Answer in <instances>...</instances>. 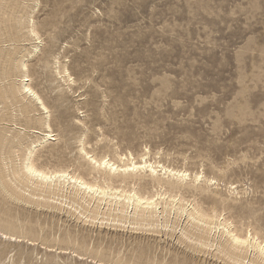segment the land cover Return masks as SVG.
<instances>
[{"label":"rangeland","instance_id":"374dc122","mask_svg":"<svg viewBox=\"0 0 264 264\" xmlns=\"http://www.w3.org/2000/svg\"><path fill=\"white\" fill-rule=\"evenodd\" d=\"M30 149L102 187L90 156L157 173L46 188ZM227 230L264 246V0H0V264H264Z\"/></svg>","mask_w":264,"mask_h":264},{"label":"bare ground","instance_id":"6f19581e","mask_svg":"<svg viewBox=\"0 0 264 264\" xmlns=\"http://www.w3.org/2000/svg\"><path fill=\"white\" fill-rule=\"evenodd\" d=\"M32 32V31H31ZM26 69V68H25ZM66 75V74H65ZM27 82V81H26ZM26 82H24V83H26ZM23 83V84H24ZM23 90L24 91H26V93L29 95V96H31L32 97V99L33 98H35L36 100H37V102L38 103H40V105H41V107L45 110V111H48L47 110V108H46V106L44 105V103H43V101L41 100L42 98H40L39 96H38V94L34 91V89H32V88H30V86H29V84H24V86H23ZM28 96V97H29ZM30 98V97H29ZM39 105V106H40ZM47 114H48V112H47ZM47 122V121H46ZM44 125H48V128H50L49 127V124H44ZM52 129V128H51ZM50 129V130H51ZM51 132V131H50ZM47 137L49 138V136H48V134H47ZM45 139H47L46 138V136H45ZM44 140V139H43ZM51 140V139H50ZM42 141V140H41ZM43 142H45V141H43ZM84 143V142H83ZM39 144V143H38ZM41 144V143H40ZM32 145H33V143H32ZM83 146H84V144H83ZM31 147H33V146H31ZM35 147V146H34ZM85 147V146H84ZM84 147H82V148H84ZM81 148V149H82ZM33 149V148H32ZM27 150V149H26ZM31 150V149H30ZM85 150V149H84ZM116 151V150H115ZM30 153L28 154V156H27V158L25 159L24 157V159H25V162H24V165H23V169H24V172H25V174H26V176H27V180H29L28 182H30V181H33V179H38V180H40V183H41V186H42V184H44V185H46V188H47V184L48 183H50V182H54V181H56V182H59L60 184H61V181H62V184H64V185H72V187L75 185V186H77V187H79V190L78 191H80V192H84V193H86V194H92V193H94V195L95 194H102V195H106L107 193H108V191H109V195H110V192H113V193H115L114 192V189L113 188H111L113 185H112V183L116 180V179H118V178H120L121 176H122V174L124 175V176H126L127 175V177H124V179L125 178H136V177H138L139 175L138 174H141L142 172H150V174H156L157 173V170H156V168H154L153 167V165L152 164H148L147 163V161H145L144 159V161H143V163L142 164H136L135 162H134V158L133 157H131V158H133L132 159V161H130L131 162V164L130 163H124L125 162V159H126V157H124L123 156V158H125V159H123L122 157L120 158V161L122 162V164L124 163V165H123V167L122 166H119V165H117L115 162H112L110 159H107V158H105V159H101V160H98L97 158H95L94 156H90V154L88 153V152H85L86 153V155L87 156H90L89 157V160L91 161L90 162V165H91V167H92V169H94V170H97V171H101V170H103L104 172V175H105V177H104V175L103 174H101L104 178H105V182H102V184H104L105 183V185H104V187H102V186H99V185H97V184H91V183H88L87 182V180L85 181V178H81V177H78V176H74V175H70L69 173H67L66 172V170L64 169V168H61L62 170H64V171H58V170H54L55 172H48L47 170L45 171H43L42 169H38L35 165H34V163H33V161H32V157H34V155H33V152L34 151H29ZM7 153V152H6ZM36 153V152H35ZM82 153V152H81ZM2 154V153H1ZM27 154V153H26ZM84 154V153H83ZM133 154V153H132ZM147 154V153H146ZM3 155H5V153L3 154ZM10 155H11V153H10ZM86 156V157H87ZM107 156V155H106ZM118 156V155H117ZM133 156V155H132ZM3 157V156H2ZM8 157V156H7ZM10 157V156H9ZM85 157V156H84ZM85 157V158H86ZM119 157V156H118ZM140 158V157H139ZM145 158V157H144ZM35 159V158H34ZM130 159V158H129ZM128 159V160H129ZM2 160H3V158H2ZM5 160V159H4ZM8 160V159H7ZM88 160V161H89ZM127 160V159H126ZM7 162V161H6ZM149 162V161H148ZM5 167V166H4ZM6 168V171H7V166L5 167ZM20 168V167H19ZM18 168V169H19ZM159 168V167H158ZM163 168V167H162ZM9 169V168H8ZM164 169V168H163ZM15 169H13L12 171H14ZM9 171V170H8ZM2 172V171H1ZM23 172V171H22ZM21 172V173H22ZM76 172V171H75ZM187 172V171H186ZM14 173V172H13ZM19 173V172H18ZM71 173H73V172H71ZM143 173V174H144ZM161 173H163L162 171H161ZM188 173V172H187ZM6 174V173H5ZM117 174V175H116ZM142 174V175H143ZM145 174H147V173H145ZM170 175L172 178H176V183L177 184H179V183H184L185 181H186V179L188 178V174H186V173H182V172H177V171H172V170H167V171H165V173H164V175ZM3 175V174H2ZM13 175V174H12ZM21 175V174H20ZM22 175H23V173H22ZM81 175V174H80ZM92 175V174H91ZM96 175V174H95ZM94 175V176H95ZM141 175V176H142ZM11 176V175H10ZM10 176H9V173H8V177L10 178ZM15 176V175H14ZM13 176V177H14ZM98 175H96V177H97ZM162 176V175H161ZM3 177H4V175H3ZM23 177V176H22ZM22 177H20V178H22ZM25 177V176H24ZM144 177H146V176H144ZM198 177V176H197ZM5 178V177H4ZM150 178V177H149ZM199 178L200 177H198V179L197 180H199ZM11 179V178H10ZM14 179V178H13ZM23 179V178H22ZM25 179V178H24ZM103 179V178H102ZM101 179V180H102ZM153 179H156V178H153ZM157 179H158V176H157ZM160 179V178H159ZM194 179V178H193ZM1 180H3V179H1ZM26 180V179H25ZM37 180V181H38ZM100 180V179H99ZM122 180V179H121ZM126 180H128V179H126ZM125 180V181H126ZM136 180V179H135ZM161 180V179H160ZM11 181H14V180H10V182ZM21 181V180H20ZM23 181V180H22ZM95 181H97V180H95ZM103 181V180H102ZM154 181V180H153ZM189 181H190V179H189ZM3 182V181H2ZM16 182V181H15ZM17 182H19V181H17ZM94 182V181H93ZM142 182V181H141ZM19 183H21V182H19ZM33 183H35L34 181H33ZM101 183V182H100ZM99 183V184H100ZM115 183V182H114ZM119 183V182H118ZM120 183H121V181H120ZM119 183V184H120ZM125 183V182H124ZM139 183V182H138ZM11 184H13V183H11ZM23 184V183H22ZM21 184V185H22ZM25 184V183H24ZM53 184V183H52ZM60 184H59V186H60ZM184 184H186V183H184ZM190 184V183H189ZM197 184V183H196ZM3 185V184H2ZM14 185H17V183L16 184H14ZM38 185H40V184H38ZM63 185V186H64ZM111 187H110V186ZM130 185H131V182H130ZM129 185V186H130ZM135 185H137V184H135ZM155 184L153 183V186H154ZM50 186V185H49ZM59 186H58V188H59ZM114 186H116V185H114ZM122 186V185H121ZM120 186V187H121ZM128 186V185H127ZM160 186V185H159ZM162 186V185H161ZM170 186H173V185H170ZM185 186V185H184ZM66 187V186H65ZM133 187V186H132ZM157 187H158V183H157ZM164 187V186H163ZM74 188V187H73ZM76 188V187H75ZM122 188H123V186H122ZM121 188V189H122ZM133 188H136V186L135 187H133ZM139 188V187H138ZM143 187H141V189H142ZM154 188V187H153ZM62 189H64L63 187H62ZM66 189V188H65ZM117 189V188H116ZM115 189V190H116ZM140 189V188H139ZM159 189H160V187H159ZM163 189H165V188H163ZM171 189V188H170ZM76 190V189H75ZM125 190V189H124ZM128 190V189H127ZM61 191V190H60ZM77 191V192H78ZM120 191V190H119ZM131 191V190H130ZM136 191V190H135ZM139 191V190H138ZM168 191H169V188H168ZM173 191V190H172ZM123 192V191H122ZM125 192V191H124ZM171 192V191H170ZM75 193V192H74ZM117 193H118V190H117ZM119 193H121V192H119ZM125 193H127V191L125 192ZM77 194V193H76ZM75 194V195H76ZM83 193H81V195H82ZM167 194V193H166ZM170 194V193H169ZM174 195H175V193H173ZM183 194H185V193H183ZM70 195V194H69ZM93 195V196H94ZM109 195H108V197H109ZM122 195V194H121ZM141 195V194H140ZM139 195V193L137 194V192L136 193H133L132 192V194L130 193V194H124V199H126L127 201H126V204L128 205L129 204V206H132V205H134V208H135V206H137V209H139L138 208V206L139 207H141L140 205H147V206H153V205H157V204H155L156 202H154L152 199H150L151 198V196L149 197V198H145V197H143V196H140ZM90 196V195H89ZM119 196V195H118ZM147 196V195H146ZM157 196V195H156ZM95 197V196H94ZM93 197V199H95ZM98 197V196H97ZM104 197V196H103ZM106 197V196H105ZM112 197V196H111ZM115 197V196H114ZM148 197V196H147ZM154 197V196H153ZM158 197V196H157ZM183 197V196H182ZM195 197V196H194ZM74 198V197H73ZM80 198V197H79ZM78 198V199H79ZM82 198V197H81ZM107 198V197H106ZM105 198V199H106ZM121 198V197H120ZM120 198H118V199H120ZM123 198V197H122ZM159 198V197H158ZM161 198V197H160ZM180 198V197H179ZM104 199V198H103ZM154 199H155V197H154ZM173 199V198H172ZM184 199V198H183ZM182 199V200H183ZM96 200V199H95ZM110 200H112L113 201V198L112 199H110ZM116 200H117V195H116ZM87 201V200H86ZM94 201V200H93ZM99 201H100V199H99ZM98 201V202H99ZM121 201V200H120ZM119 201V202H120ZM123 201V200H122ZM121 201V202H122ZM173 201V200H172ZM171 201V202H172ZM176 201V200H175ZM128 202V203H127ZM101 203H103V202H101ZM110 203V202H109ZM123 203V202H122ZM158 204H159V202H157ZM167 203V202H166ZM178 203V202H177ZM124 204V203H123ZM125 204V205H126ZM179 204V203H178ZM185 204V203H184ZM77 205V204H76ZM112 205H114V204H112ZM177 205V204H176ZM120 206V205H119ZM151 206V207H152ZM169 206V205H168ZM173 206V205H172ZM183 206V205H182ZM126 207V209H128L127 208V206H124V208ZM155 207H157V209H158V207L159 206H155ZM174 207V206H173ZM181 207V206H180ZM113 208V207H112ZM178 209H179V207H177ZM182 208V207H181ZM187 208V207H186ZM186 208H184V209H186ZM196 208V207H195ZM125 209V210H126ZM142 209H143V207H142ZM144 209H146V208H144ZM198 209V208H197ZM155 210V209H154ZM174 210V209H173ZM187 210V209H186ZM189 210V209H188ZM195 210V209H194ZM121 211H122V208H121ZM139 211V210H138ZM146 211V210H145ZM150 211H151V209H150ZM166 211H167V209H166ZM178 211V210H177ZM204 211V210H203ZM203 211H200V213L202 214V212ZM136 212H137V210H136ZM147 212V211H146ZM183 212H185V210L183 211ZM197 212V211H196ZM199 212V211H198ZM197 212V213H198ZM152 213V212H151ZM182 213V212H181ZM191 213V212H190ZM192 213H194V212H192ZM204 213H205V211H204ZM208 213V212H207ZM201 214H199V215H201ZM215 214V213H214ZM99 215V214H98ZM183 215V214H182ZM186 215V214H185ZM191 215V214H190ZM203 215V214H202ZM207 215V214H206ZM213 215V214H212ZM145 216H146V214H145ZM145 216H143V217H145ZM194 216V215H193ZM196 216H197V214H196ZM187 217V216H186ZM190 217V216H189ZM192 217V216H191ZM198 217H200V216H198ZM207 217H209V214H208V216ZM216 217V216H215ZM221 217V216H220ZM219 217V218H220ZM97 218V217H96ZM137 218H138V216H137ZM141 218V216L139 217V219ZM146 218V217H145ZM193 218V217H192ZM204 218H206V216L204 217ZM213 218V217H212ZM212 218H210L209 217V219H211V220H213L214 221V219H212ZM143 219V218H142ZM147 219V218H146ZM202 219V218H201ZM192 220H194V219H192ZM198 220L200 221V219L198 218ZM208 220V219H207ZM215 220H217V219H215ZM137 221V220H136ZM145 221V220H144ZM197 221V220H196ZM122 222V221H121ZM138 222H140V221H138ZM142 222V221H141ZM145 222H147V221H145ZM198 222V221H197ZM205 222H207L206 220H205ZM215 222V221H214ZM218 222V221H217ZM224 222V221H223ZM128 223V222H127ZM137 223V222H136ZM149 223V222H148ZM152 223V222H151ZM200 223V222H199ZM203 222H202V220H201V224H202ZM212 223V222H211ZM225 223V222H224ZM227 223V222H226ZM225 223V225L227 226V224ZM210 225V223L208 222L206 225ZM229 224V223H228ZM138 225H142V224H138ZM200 225V224H199ZM204 225V224H203ZM214 225V224H213ZM218 226H219V224H218ZM226 226H224V228H227ZM139 227V226H138ZM204 227V226H203ZM229 227V226H228ZM233 227V226H232ZM219 228V227H218ZM224 228H223V231H224ZM253 228V227H252ZM213 229V228H212ZM221 229V228H220ZM249 229V228H248ZM214 230V229H213ZM230 230L232 231V229L230 228ZM216 231H217V229H216ZM226 231V230H225ZM227 232H228V235H230V238H231V240L234 242L233 244H236V245H245L246 243H248V246H249V250L250 249H253V250H255V251H257V252H259L262 256L261 257H264V246H262V244H260V242L259 243H257L256 241H254V242H248V240H249V238L247 239H245L244 237V239H242L241 237H239V236H237V234L235 235V234H231V232L230 231H228L227 230ZM226 233V232H225ZM204 234V233H203ZM208 234V233H207ZM1 235V234H0ZM191 235V234H190ZM206 235V234H205ZM220 235V234H219ZM256 236V235H255ZM259 236V235H258ZM247 237H249V236H247ZM198 239V238H197ZM226 239V238H225ZM202 240V239H201ZM230 240V241H231ZM260 240V239H259ZM227 241V240H226ZM229 241V242H230ZM262 241V240H261ZM264 241V240H263ZM195 242V241H194ZM211 242V241H210ZM199 243H200V240H199ZM203 244L205 243V242H202ZM211 243H213V242H211ZM211 243H210V245H211ZM220 243V242H219ZM218 245V244H217ZM236 245H235V247H236ZM205 246V245H204ZM208 246V245H207ZM206 246V247H207ZM239 246V247H240ZM238 247V246H237ZM236 247V248H237ZM242 247V246H241ZM229 248V247H228ZM231 248H232V246H231ZM234 248V247H233ZM245 248V247H244ZM246 249V248H245ZM232 250V249H231ZM237 250V249H236ZM226 251V250H225ZM228 251V250H227ZM233 252H234V249L232 250ZM241 252V251H240ZM244 252V251H243ZM232 253V252H231ZM238 253H239V251H238ZM229 254H230V252H229ZM229 254H228V257H230L229 256ZM240 254L241 253H239V256H240ZM257 254V253H256ZM255 254V255H256ZM232 255L234 256V254L232 253ZM231 255V256H232ZM243 255V254H242ZM249 255H250V253H249ZM248 255V256H249ZM226 256V255H225ZM232 256V260H236V261H239V260H237V259H235L234 257ZM245 256V255H244ZM243 256V257H244ZM252 256V255H251ZM253 257H254V255H253ZM252 257V258H253ZM259 257V256H258ZM238 258V257H237ZM245 258H249V257H245ZM238 259H240V257L238 258ZM250 259V258H249ZM262 259V258H261ZM261 259H260V261H261ZM264 259V258H263ZM229 260V259H228ZM241 260V259H240ZM252 260V259H251ZM256 260V259H255ZM244 261V260H243ZM258 262H259V260H257ZM241 262V261H240ZM239 262V263H240ZM238 263V264H239ZM242 263V262H241ZM240 263V264H241ZM246 263V262H245ZM252 263V262H251ZM253 263H255V262H253ZM252 263V264H253Z\"/></svg>","mask_w":264,"mask_h":264}]
</instances>
